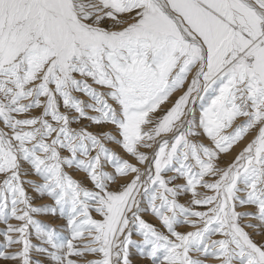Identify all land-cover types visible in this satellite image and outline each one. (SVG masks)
Instances as JSON below:
<instances>
[{
    "label": "snow or ice",
    "instance_id": "1",
    "mask_svg": "<svg viewBox=\"0 0 264 264\" xmlns=\"http://www.w3.org/2000/svg\"><path fill=\"white\" fill-rule=\"evenodd\" d=\"M0 124V259L264 264V0H0Z\"/></svg>",
    "mask_w": 264,
    "mask_h": 264
},
{
    "label": "rangeland",
    "instance_id": "2",
    "mask_svg": "<svg viewBox=\"0 0 264 264\" xmlns=\"http://www.w3.org/2000/svg\"><path fill=\"white\" fill-rule=\"evenodd\" d=\"M179 94L180 93L174 94V96L172 98H170L169 102H167L165 105H162V109H167V108L171 107L172 102H174V100L177 98V96ZM78 95H80V94H78ZM80 98L83 100H86V101L88 99L86 96H83V95H80ZM197 107H199V105H197ZM89 114L95 115V113H91V112ZM158 114L162 115V112H160ZM82 126H87V130L89 132L94 133V134H102V133L113 131V128L110 125H103V126L95 125V124H91L87 120H83L79 124H73L72 125V127L76 128V129H79ZM2 127H3V125L0 124V128H2ZM107 146L112 148L114 151H116L124 159H127L132 163H136V160L134 158H132L130 155L126 154L121 149V147L119 145H117L115 143H108ZM241 147H242V145H241ZM238 150H239V148L235 149V151H238ZM142 151H143V149H142ZM228 158H230V157H228ZM228 158H226V159H228ZM107 170L112 171L111 168H108ZM71 174L74 176L75 179L84 181L88 187H91V185L85 179L84 173L77 172V171H71ZM168 175H171V173H169ZM31 179L39 180V178L35 177V176L31 177ZM177 183H183V180H178ZM25 187L27 188L28 194L31 197H33V203L35 206H42L45 204H52L53 203V201H51V199L48 197H39L38 194L35 193L31 187H28L27 185ZM189 199H190L189 196H182V197H180L179 202L187 205ZM196 210H204V209L197 208ZM239 210L240 211H254L255 209L249 208V209H239ZM93 215L95 216L96 214L93 213ZM35 218L40 220L42 223L49 224L50 226L55 227L57 229V231L61 233L62 236L68 235V231L65 228L66 221L64 219L59 218V217H52L50 215H43V214L37 215ZM97 218H99V217H97ZM143 218L146 221L156 225L157 227H160L159 221L155 217H153L152 215L144 214ZM11 223L16 224L18 222L13 220V221H11ZM252 223H257V222L252 221ZM4 227L5 226L3 224H0V230H3ZM178 230L182 231V232H186V231H190V230H194V229H191L188 226H181L178 228ZM246 231L249 232V234L252 236L253 240L256 243H258V244L264 243V229H261L259 234H257L256 229H252V228H247ZM219 238H220L219 236L213 237V239H219ZM133 239L139 240L140 237L134 235ZM3 243H4L3 237L0 236V245H2ZM32 243L33 244H40L41 242L38 239H36L35 236L33 235L32 236ZM12 250H14V249H10L9 251H12ZM32 259H33V261L40 260L42 262V264H50V261H48L46 257H44L42 255H37L36 253L32 254ZM88 259H94V257L89 256ZM131 260H132V264H150V261L148 259H142L139 256L136 248L131 249ZM12 262L13 261H11V260L0 259V264H16V262H14V263H12ZM207 264H218V262L214 258H209L207 261Z\"/></svg>",
    "mask_w": 264,
    "mask_h": 264
},
{
    "label": "bare ground",
    "instance_id": "3",
    "mask_svg": "<svg viewBox=\"0 0 264 264\" xmlns=\"http://www.w3.org/2000/svg\"><path fill=\"white\" fill-rule=\"evenodd\" d=\"M2 125V124H1ZM228 159H230V158H228ZM263 237V236H262ZM138 238V237H137ZM259 239V238H258ZM15 261H13L12 263H14Z\"/></svg>",
    "mask_w": 264,
    "mask_h": 264
}]
</instances>
